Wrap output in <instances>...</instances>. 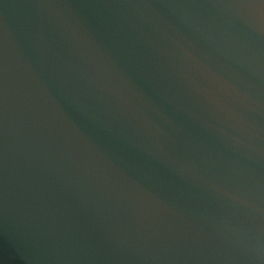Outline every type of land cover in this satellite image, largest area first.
Listing matches in <instances>:
<instances>
[{
  "label": "water",
  "instance_id": "water-1",
  "mask_svg": "<svg viewBox=\"0 0 264 264\" xmlns=\"http://www.w3.org/2000/svg\"><path fill=\"white\" fill-rule=\"evenodd\" d=\"M0 264H264V0H0Z\"/></svg>",
  "mask_w": 264,
  "mask_h": 264
}]
</instances>
